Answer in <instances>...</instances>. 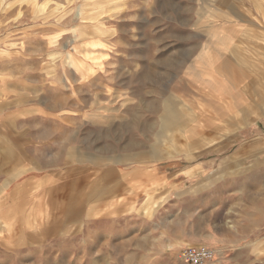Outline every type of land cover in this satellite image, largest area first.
<instances>
[{
    "label": "rangeland",
    "instance_id": "rangeland-1",
    "mask_svg": "<svg viewBox=\"0 0 264 264\" xmlns=\"http://www.w3.org/2000/svg\"><path fill=\"white\" fill-rule=\"evenodd\" d=\"M195 245L264 264V0H0V264Z\"/></svg>",
    "mask_w": 264,
    "mask_h": 264
},
{
    "label": "crops",
    "instance_id": "crops-1",
    "mask_svg": "<svg viewBox=\"0 0 264 264\" xmlns=\"http://www.w3.org/2000/svg\"><path fill=\"white\" fill-rule=\"evenodd\" d=\"M227 42H229L228 39L224 41V43H227ZM218 51L223 52V49H218ZM221 73H228V71H224L222 67L218 68L217 66H215L214 71H213L215 82H218L221 84L222 82H227V80L228 81L231 80L229 78H226L227 80H224L222 78L215 76V74H221ZM161 113L163 114V109ZM134 155L131 158L132 160L135 159L136 162L135 161L129 162L127 161V158H122L120 164L114 168V169L121 171V175L123 179H127L128 184L136 185V186H148V185H153V184H156L164 180L167 173L163 171L162 168L154 165V161H160L164 159V157L162 159L154 160V157H155L154 151L153 149L150 150L148 147H145L142 150L137 151V153H135ZM162 156H163V152H162ZM105 162L107 163V167H112V165H115L116 163H118L119 160L114 159L112 162L109 159V160H105ZM118 167H120V169ZM211 249L215 253V258L213 261L207 264L214 263L215 261L219 260V257H220V255L217 254V252H215L216 251L215 249L213 248Z\"/></svg>",
    "mask_w": 264,
    "mask_h": 264
},
{
    "label": "built area",
    "instance_id": "built-area-1",
    "mask_svg": "<svg viewBox=\"0 0 264 264\" xmlns=\"http://www.w3.org/2000/svg\"><path fill=\"white\" fill-rule=\"evenodd\" d=\"M181 257L187 264H207L214 260V251L204 245L187 246L182 249Z\"/></svg>",
    "mask_w": 264,
    "mask_h": 264
},
{
    "label": "bare ground",
    "instance_id": "bare-ground-1",
    "mask_svg": "<svg viewBox=\"0 0 264 264\" xmlns=\"http://www.w3.org/2000/svg\"><path fill=\"white\" fill-rule=\"evenodd\" d=\"M195 76L199 77V75H198V74H195Z\"/></svg>",
    "mask_w": 264,
    "mask_h": 264
}]
</instances>
